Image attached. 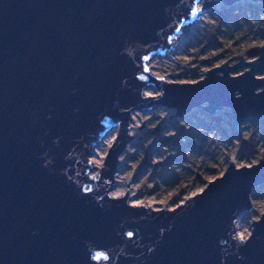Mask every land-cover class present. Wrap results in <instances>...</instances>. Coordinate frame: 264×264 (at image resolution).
Instances as JSON below:
<instances>
[{
  "label": "water",
  "instance_id": "95a60500",
  "mask_svg": "<svg viewBox=\"0 0 264 264\" xmlns=\"http://www.w3.org/2000/svg\"><path fill=\"white\" fill-rule=\"evenodd\" d=\"M198 1L0 0V264H264V213L249 237L236 227L264 185V160L231 162L174 208L132 204L130 184L111 194L137 111L230 107L236 130L264 119V45L194 82L150 72L149 59L215 4Z\"/></svg>",
  "mask_w": 264,
  "mask_h": 264
},
{
  "label": "rangeland",
  "instance_id": "374dc122",
  "mask_svg": "<svg viewBox=\"0 0 264 264\" xmlns=\"http://www.w3.org/2000/svg\"><path fill=\"white\" fill-rule=\"evenodd\" d=\"M202 15L206 22L189 36L179 58L170 55L164 59L162 71L168 80L198 81L211 68L228 60L234 64L242 58L259 55L264 45L263 3L243 0L225 6L221 0L210 5ZM152 90L158 93L154 86ZM172 111L159 106L155 112H140L138 137L133 138V143L121 155L127 163L125 176L131 179L130 186L143 197L167 201L170 208L176 207L222 175L232 159L237 166H251L264 160V119L259 123L249 119L240 130H234L230 107L213 116L201 108L182 117ZM115 129L107 134L104 140L107 145L99 143L104 162L117 138ZM180 156L184 158L180 162L171 159ZM174 177L179 178V184L169 189ZM252 201L255 209L244 214V229L251 232L254 221L264 213V185L254 189Z\"/></svg>",
  "mask_w": 264,
  "mask_h": 264
},
{
  "label": "bare ground",
  "instance_id": "6f19581e",
  "mask_svg": "<svg viewBox=\"0 0 264 264\" xmlns=\"http://www.w3.org/2000/svg\"><path fill=\"white\" fill-rule=\"evenodd\" d=\"M205 0H199L196 4V8L200 10L202 8L201 4ZM221 2V0H208V2ZM206 22V17L201 14V16L198 19L191 20L188 24H186L174 37L173 39V45L172 48L167 50L165 54L163 53H158L154 56H152L149 61L147 62V66L150 70V72L157 76V77H163L166 79H169L167 74H164L162 69H163V64H164V59L167 58L170 55L178 56L182 53V47L184 43L187 41L190 35L194 34L196 29L201 27V25ZM153 86L149 87L147 89V93L149 95H155L156 90H152ZM141 111L135 112L133 115V123L131 125V134L133 138L138 137L137 132L140 129L141 125ZM116 130V129H114ZM107 136V135H106ZM106 136L103 138L102 144L107 145L108 142L104 141ZM113 141V140H112ZM112 141L110 143H112ZM133 143V142H131ZM129 143L128 147L131 145ZM100 144L97 146L96 150L94 151V154L92 156V161H93V169H92V174L95 175L96 173L99 172V170L102 168L103 163H104V157H101L100 153ZM232 161L235 163L236 161L232 159ZM126 162L124 160V156H121L119 160V165L118 169L115 175V182L113 184V188L111 190V194L115 197H120V196H125L128 193L129 190V184L131 183V179H128L125 176L126 173ZM129 200L132 204L134 205H147V206H152L153 208H161V207H170V202H161V201H155L153 198L149 197H143L141 192H137V190L133 187L130 186V191H129ZM255 207L253 206L254 210ZM246 213V212H245ZM245 213H242L238 215L237 220H236V227H237V236L247 238L251 235V230L246 231L244 229L245 227Z\"/></svg>",
  "mask_w": 264,
  "mask_h": 264
},
{
  "label": "trees",
  "instance_id": "16d2710c",
  "mask_svg": "<svg viewBox=\"0 0 264 264\" xmlns=\"http://www.w3.org/2000/svg\"><path fill=\"white\" fill-rule=\"evenodd\" d=\"M227 19V17H225V20ZM259 54H260V51H259ZM259 56V55H258ZM256 57V56H255ZM232 129H234V127H233V125H232ZM235 130V129H234ZM182 156H180V157H172L171 159H176L178 162H180V160L181 159H184V158H181ZM181 166H185V163H183V164H181ZM197 178H200L199 180H201V177L199 176V175H196V179ZM178 180H179V178L177 179V177H174V179H173V184L171 185L172 187H170L169 189H171V188H173V187H175L176 185H178L179 183H178ZM177 182V183H176ZM202 182V181H201Z\"/></svg>",
  "mask_w": 264,
  "mask_h": 264
},
{
  "label": "built area",
  "instance_id": "2783aa9c",
  "mask_svg": "<svg viewBox=\"0 0 264 264\" xmlns=\"http://www.w3.org/2000/svg\"><path fill=\"white\" fill-rule=\"evenodd\" d=\"M159 106H157V107H154V108H152V109H150V110H148V111H144V112H155V110H156V108H158ZM171 110H173L175 113H177V110L176 109H174V108H170ZM169 110V109H168ZM172 111V112H173ZM194 112V110L191 112V113H189V114H192ZM189 114H187V115H189ZM175 115V114H174ZM179 116V115H178ZM181 117V116H180ZM190 196H192V195H190ZM184 201V200H183ZM183 201H181V202H183ZM172 208H174V207H172Z\"/></svg>",
  "mask_w": 264,
  "mask_h": 264
},
{
  "label": "snow or ice",
  "instance_id": "6c2138e0",
  "mask_svg": "<svg viewBox=\"0 0 264 264\" xmlns=\"http://www.w3.org/2000/svg\"><path fill=\"white\" fill-rule=\"evenodd\" d=\"M129 235H131V233H129ZM241 238H243V237H241ZM100 255L101 254L98 253L97 256H96V258L99 259L100 258Z\"/></svg>",
  "mask_w": 264,
  "mask_h": 264
}]
</instances>
